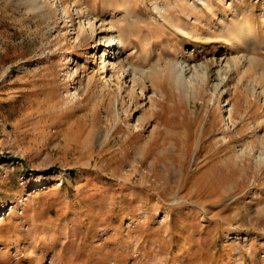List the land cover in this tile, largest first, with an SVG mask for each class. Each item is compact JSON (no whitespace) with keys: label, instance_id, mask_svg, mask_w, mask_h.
Segmentation results:
<instances>
[{"label":"rangeland","instance_id":"obj_1","mask_svg":"<svg viewBox=\"0 0 264 264\" xmlns=\"http://www.w3.org/2000/svg\"><path fill=\"white\" fill-rule=\"evenodd\" d=\"M21 1L0 0V264H264V165L256 149L246 154L264 143V107L244 88L264 67V0H210L211 11L202 0H71L96 12L97 24L127 9L121 58L137 61L134 45L146 48L144 64L164 63L165 74L175 58L191 66L230 51L207 38V23L219 26L231 4L260 25L255 47L243 45L259 52L248 71L220 87L210 75L196 99L164 74L136 100L126 89L127 110L104 87L98 42L73 47L56 16ZM187 2L200 4L199 20Z\"/></svg>","mask_w":264,"mask_h":264},{"label":"bare ground","instance_id":"obj_2","mask_svg":"<svg viewBox=\"0 0 264 264\" xmlns=\"http://www.w3.org/2000/svg\"><path fill=\"white\" fill-rule=\"evenodd\" d=\"M110 1L114 2L115 0ZM199 1L201 2V0ZM202 1L207 10L211 11L214 8V5L210 2V0ZM21 2H23L28 12L40 14L47 20L56 16L58 34L60 37L67 38L73 47L82 45L84 41L90 38L98 42V46L102 48L99 55V68H101L103 78L106 77L104 87L109 89V95L112 94L115 96V101L113 103L114 106L117 105V103H120L122 107L127 110L126 101L121 97L122 93L127 89V94L131 100H136V96H144L145 81H149L151 83L154 91L157 89L155 79L164 76L166 72V66L164 63L161 64V62H157L146 66L144 63H149L151 53L146 48L143 50H137L136 45H134L132 55H137L140 58L139 60H132L129 56L121 58V55L119 54V50L123 47L126 41V35L129 32V30L126 29L128 27L127 23L129 22L126 11L127 9L121 11L118 9H112V12L114 13L112 19L107 21L106 18H101L99 24H97L98 15L96 12L91 11L88 6L80 4L77 5V3L71 0L65 4L63 0H22ZM188 2L185 3V10L189 12L190 15H194L196 20H199L202 14L199 13L201 11L200 4L196 2ZM221 2L223 3V0H221ZM244 2H246V0ZM154 4L156 8H159V14L163 16L164 20L169 22L170 25H173L175 28L181 29V31L184 30V28L176 22V16L172 13L170 6L167 5L168 3H164L166 6L164 10L161 8L163 4L162 1H156ZM177 4H179L178 1ZM230 9L233 11V13L230 14L232 16L230 17L228 14L227 18L222 21V17H225V15H220L221 18L219 16V26L214 27L210 25V23H207L208 31L211 32L207 38L214 40L219 39L228 43V48L231 47L230 51L226 49L220 52L207 63H192L190 66L189 63H183L179 58H175L171 61V64L168 65L171 69L170 72L165 75L171 79V82H173L178 89L188 95L190 99L198 98V95L201 93L202 86L206 83L210 75L216 80L217 87H220L233 77L232 74H234V72L237 76V72L239 70L242 69L243 72H246L258 63L259 52H248L243 45L248 44L255 47L256 39L260 36L258 34L260 25L254 24L252 19L249 18L247 14L244 15L243 12L241 13L238 9H235L232 4ZM72 10L76 14L75 20L72 18ZM115 10L122 13V15L118 17L117 14H115ZM203 16L204 15H202V18ZM262 16L263 24L261 28L264 29V11ZM232 18L238 19L239 24L237 27H235L232 23ZM76 23L78 24L77 31L72 32V30L76 29V27H74ZM197 24L198 23H194L192 26L196 27V29H200L201 27H198ZM70 33L71 36H69ZM261 43L263 45L259 47V49L264 50V42L261 41ZM234 47H236V50ZM66 60H68V58H66ZM140 61H142V63ZM211 64L215 67L212 71L210 70ZM69 67L70 66H67V68ZM242 80L243 79H241V77L238 78V82H242ZM91 83L92 79L89 77L86 88H89ZM136 86L138 89H141L139 94L136 91ZM244 88L253 91V94L258 93L262 97L264 107V67L260 69L258 76L245 81ZM76 97L74 99H76ZM154 100V98H150L151 107ZM222 105L227 107L229 123H231V125L234 124V103L231 104L230 102L225 101ZM68 106L69 105H67V107ZM116 120L117 119L114 121ZM262 120V125L264 126V114ZM114 124H116V122H114ZM144 124V121L140 118L135 120L136 127ZM90 129V134L88 135V139H86L88 142L92 138L93 130L95 128L93 127ZM229 131L230 130L225 131V133L222 134L221 137L223 141L228 140L231 135ZM111 135L112 127L104 134L102 143L107 142ZM250 143L251 142L248 144ZM254 149L257 150L258 155L262 158L261 163L264 165V143L258 148L252 145L250 150L246 151V154L253 156ZM243 152L244 150L242 153ZM4 217L5 216L3 214H0V220Z\"/></svg>","mask_w":264,"mask_h":264},{"label":"crops","instance_id":"obj_3","mask_svg":"<svg viewBox=\"0 0 264 264\" xmlns=\"http://www.w3.org/2000/svg\"><path fill=\"white\" fill-rule=\"evenodd\" d=\"M185 249V248H184Z\"/></svg>","mask_w":264,"mask_h":264}]
</instances>
